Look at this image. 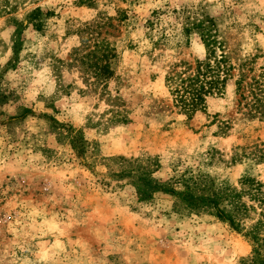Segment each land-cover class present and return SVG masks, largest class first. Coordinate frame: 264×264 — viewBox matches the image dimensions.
Wrapping results in <instances>:
<instances>
[{"label": "rangeland", "instance_id": "obj_1", "mask_svg": "<svg viewBox=\"0 0 264 264\" xmlns=\"http://www.w3.org/2000/svg\"><path fill=\"white\" fill-rule=\"evenodd\" d=\"M188 21L207 24L247 78L264 75V0H0V264L251 256L245 230L177 214L165 194L139 202L111 174L123 157L154 161L161 183H264V110L246 108L247 92L241 102L237 70L192 118L173 102L167 74L193 72L206 55Z\"/></svg>", "mask_w": 264, "mask_h": 264}, {"label": "trees", "instance_id": "obj_2", "mask_svg": "<svg viewBox=\"0 0 264 264\" xmlns=\"http://www.w3.org/2000/svg\"><path fill=\"white\" fill-rule=\"evenodd\" d=\"M148 24L152 27L151 21ZM194 30L200 33L206 55L196 62L193 72L172 70L167 74L165 82L175 106L189 118L203 112L208 98L225 94L226 86L233 78L232 72L237 70L239 79L235 85L241 102L248 100L247 92L251 101L246 108L254 114L261 113L264 110V75L247 78L245 64L238 69L233 67L224 45L204 22L183 24L185 34ZM248 80L250 82L246 83ZM70 141L74 149L86 153V141L79 132H75ZM112 162L121 169L117 174L111 173L113 178L127 181L134 188L139 202L152 201L155 196L165 194L174 198L173 208L177 214L210 216L227 223L235 231L245 230L252 243V254L242 264H264V183L244 178L239 187H231L217 184L203 175L183 176L161 183L152 177L154 161L151 159L143 163L121 157L112 159Z\"/></svg>", "mask_w": 264, "mask_h": 264}]
</instances>
